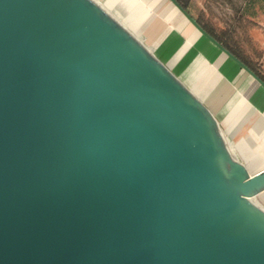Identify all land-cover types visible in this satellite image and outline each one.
<instances>
[{
	"label": "water",
	"instance_id": "obj_1",
	"mask_svg": "<svg viewBox=\"0 0 264 264\" xmlns=\"http://www.w3.org/2000/svg\"><path fill=\"white\" fill-rule=\"evenodd\" d=\"M263 191L99 0H0V264H264Z\"/></svg>",
	"mask_w": 264,
	"mask_h": 264
},
{
	"label": "rangeland",
	"instance_id": "obj_2",
	"mask_svg": "<svg viewBox=\"0 0 264 264\" xmlns=\"http://www.w3.org/2000/svg\"><path fill=\"white\" fill-rule=\"evenodd\" d=\"M138 38L151 47L155 55L200 99L209 104L216 96L220 81L213 75L214 61L188 35L170 27L166 21H156L154 11L164 0H99ZM236 1V0H233ZM191 12L219 28L234 26L233 39L245 58L264 74V14L255 17V24L239 23L238 14L228 0H191ZM175 14L172 13L171 17ZM247 93L239 90L231 97L223 95L216 111L237 158L250 151L248 125L243 122V104ZM210 105V104H209ZM226 134V133H225ZM247 137V136H246ZM238 145V149H237ZM252 153V152H251ZM264 205V197L257 196Z\"/></svg>",
	"mask_w": 264,
	"mask_h": 264
},
{
	"label": "crops",
	"instance_id": "obj_3",
	"mask_svg": "<svg viewBox=\"0 0 264 264\" xmlns=\"http://www.w3.org/2000/svg\"><path fill=\"white\" fill-rule=\"evenodd\" d=\"M172 13L175 14L173 17H171ZM154 16L156 21H166L170 27L175 28L177 31L184 30V35H188L191 43L197 42L201 50L207 53L211 60L214 61L215 70H213V75L221 84L217 91L218 95L211 96L210 105L203 102L215 116L217 115L216 111L220 108V100L223 101V95L228 98L239 90L247 93L243 104V122L249 126L247 137L245 136L248 143L245 142V147L249 148L250 151L247 153L244 151L243 158L238 159L252 173L264 170V87L202 35L170 0L162 1L155 9ZM217 119L219 120L218 117ZM219 122L222 126V122L220 120ZM224 132L227 135L229 130H224ZM258 196L264 197V191Z\"/></svg>",
	"mask_w": 264,
	"mask_h": 264
},
{
	"label": "trees",
	"instance_id": "obj_4",
	"mask_svg": "<svg viewBox=\"0 0 264 264\" xmlns=\"http://www.w3.org/2000/svg\"><path fill=\"white\" fill-rule=\"evenodd\" d=\"M185 9H187L191 14V0H177ZM229 3L236 10L238 17L237 21L239 23L245 22L247 24H255V17L259 14H264V0H228ZM193 15V14H192ZM198 23L213 37H215L222 45H224L229 51L240 58L248 67H250L254 72H256L263 80L264 74L250 61H248L243 53L241 52L239 46L235 43L233 39V28L222 27L219 28L214 24L208 23L200 15H193Z\"/></svg>",
	"mask_w": 264,
	"mask_h": 264
},
{
	"label": "bare ground",
	"instance_id": "obj_5",
	"mask_svg": "<svg viewBox=\"0 0 264 264\" xmlns=\"http://www.w3.org/2000/svg\"><path fill=\"white\" fill-rule=\"evenodd\" d=\"M114 15V14H113ZM115 16V15H114ZM116 17V16H115ZM126 25V24H125ZM256 85V84H255ZM229 143V147H230V149L234 152V147H233V145L230 143V142H228Z\"/></svg>",
	"mask_w": 264,
	"mask_h": 264
}]
</instances>
